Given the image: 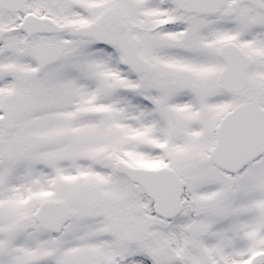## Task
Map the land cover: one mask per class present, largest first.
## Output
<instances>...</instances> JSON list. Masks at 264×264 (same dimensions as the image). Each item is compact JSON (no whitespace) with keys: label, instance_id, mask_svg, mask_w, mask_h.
I'll return each mask as SVG.
<instances>
[{"label":"snow or ice","instance_id":"snow-or-ice-1","mask_svg":"<svg viewBox=\"0 0 264 264\" xmlns=\"http://www.w3.org/2000/svg\"><path fill=\"white\" fill-rule=\"evenodd\" d=\"M0 264H264V0H0Z\"/></svg>","mask_w":264,"mask_h":264}]
</instances>
